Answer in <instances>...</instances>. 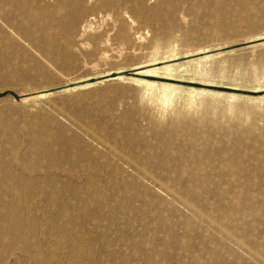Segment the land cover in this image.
Segmentation results:
<instances>
[{
  "label": "rangeland",
  "instance_id": "obj_1",
  "mask_svg": "<svg viewBox=\"0 0 264 264\" xmlns=\"http://www.w3.org/2000/svg\"><path fill=\"white\" fill-rule=\"evenodd\" d=\"M179 3L186 22L134 27L141 53L111 34L122 59L103 71L122 81L75 43H0V264H264V44L248 43L264 18L234 21L245 0Z\"/></svg>",
  "mask_w": 264,
  "mask_h": 264
},
{
  "label": "bare ground",
  "instance_id": "obj_2",
  "mask_svg": "<svg viewBox=\"0 0 264 264\" xmlns=\"http://www.w3.org/2000/svg\"><path fill=\"white\" fill-rule=\"evenodd\" d=\"M179 1L156 0V3L151 5L149 0H0V43H40V49L45 54L51 53L55 43H65V48H68L71 43H75L73 45L76 47L75 49L87 47V53L93 57L87 63V67L98 72L99 77H110L112 80L122 81L123 67L103 71L109 62L118 63L122 59V53L109 54V46L112 43L111 34L113 35L116 31V39L120 46L130 43L132 44L130 52L136 54L138 51H142L140 44L145 40L143 32H133L138 22L144 20L159 27L161 23H170L174 19L185 21L184 16L180 14L182 12ZM205 2H211V0H205ZM245 3H241L240 12L233 19L239 23H246L253 29L264 18L262 10L252 0H245ZM151 42L153 46L162 44L159 38H153ZM254 42L264 44V36H256L253 40L248 41V43ZM208 52L189 53L182 57H178L177 54L163 58L154 57L155 59L139 64L137 69L155 66V69H152L154 72L157 69L172 71L188 64H197L208 60L211 56L207 54ZM154 54L152 52V56ZM180 59L188 61L180 63L178 62ZM159 65L162 67H157ZM195 71L208 72V69L197 67ZM247 78L257 80L259 77L257 74H253L248 75ZM76 83L78 82L74 84ZM146 86L155 85L146 82ZM163 88L164 91L160 98L164 104L168 105L173 101L170 91L174 87L167 84L163 85ZM48 91L43 90L35 95L32 94L33 96H26L23 100L32 102L36 99L47 98L52 94ZM228 98L240 99L239 96L234 95L228 96ZM41 256L33 253L30 259L36 263L37 258ZM40 262L46 264L47 260L41 257Z\"/></svg>",
  "mask_w": 264,
  "mask_h": 264
}]
</instances>
